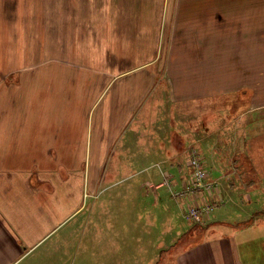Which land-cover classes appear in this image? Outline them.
Instances as JSON below:
<instances>
[{"label": "crops", "instance_id": "crops-1", "mask_svg": "<svg viewBox=\"0 0 264 264\" xmlns=\"http://www.w3.org/2000/svg\"><path fill=\"white\" fill-rule=\"evenodd\" d=\"M98 1L86 0V11H83L79 8L80 0H0V264H71L69 256L80 243L86 249L85 254L93 253L97 240L89 226L92 206L88 204L93 194L89 193V187L93 189L92 178L89 181V170L86 176L83 171L80 175L79 170L73 169L75 162L66 161L89 157L96 150L90 148V142L106 143V150L108 139L117 132L118 137L134 142L125 151L126 155L153 159L158 167L161 165L158 174L151 175L158 179L163 177L165 166L181 169L178 160L175 161L179 152L168 148L169 142L175 140L174 135L170 136L175 101L236 92L245 85L250 93L252 90L250 107L246 110L264 108V54L256 55L253 51L255 45H264V0H165L160 6L166 20L164 29L184 31L182 37L174 40L182 41L186 47L192 45V40L198 42L196 37L192 38L195 35L191 36L195 30L205 53L194 57L200 62L215 63V67L202 64L198 69L176 70L174 62H185L190 56L178 52V57L171 53L158 57L166 61L165 69L155 65L150 70L145 63L152 64L159 56L153 51L150 56L139 59L141 65L120 68L115 73L110 68L103 71L107 77L104 86L95 85L88 109L79 110L74 105L79 101V85L75 80L79 73L75 77L73 72L56 76L58 71L50 75L45 71V75L40 68L50 59L48 48L62 43L63 27L57 24L55 15L96 12ZM102 2L105 6L111 3L106 8L105 19L116 30H121L123 21H128L129 17L123 19L124 14L140 13L137 7L125 10L122 0ZM97 20L99 23L101 18ZM129 20L135 22L137 18ZM69 28L73 25L64 27ZM74 42L78 44V40ZM72 44L70 41L69 45ZM237 45L247 47L245 59L243 54L237 55L236 48L230 54H235L238 62L247 63L245 71L223 70L224 48L213 52L205 49ZM31 61L36 64L32 65ZM101 101L102 107L94 118ZM85 114L89 116L84 122ZM91 123L93 129L89 130ZM197 139L202 145V151L199 150L202 163L205 166L207 159L213 165V173L218 174L215 178L218 189L206 198L211 206H216L217 212L219 204L227 199L232 204L235 201L229 191L240 198L244 195L236 191L242 189L250 191V198L262 195L264 130L253 145L246 138L240 149H235L233 143L228 150L220 147L221 139L217 138L205 141L197 136ZM230 141L234 142V137ZM218 152H223L219 161L214 159ZM64 164L74 172L66 171L63 175ZM142 164L124 175L150 176ZM246 172H253L257 180L252 182L240 176ZM132 177L135 176L129 178ZM181 179L174 178L170 187L137 185L135 178L133 186H126L135 192L136 198L129 204L131 209L122 205L118 209L123 220H119V231L114 227L113 237L109 209L103 219L101 241L107 247L102 257L104 264H264V218L261 217L239 228V233L196 238L177 251L173 249L176 239L184 232L174 223L176 209L180 211V202L184 200L181 196H185L183 189L178 190ZM253 183L257 186H252ZM112 186L115 185L103 188ZM200 195L201 192L196 195L198 201L206 196ZM169 210L174 214H171L172 221ZM181 215L188 217L186 209H181ZM246 215L257 216L248 211ZM161 216L165 219L159 221ZM218 216L216 226L220 227L230 226L229 220L234 219ZM90 223L95 226L93 220ZM248 229L250 235L238 240L240 233ZM52 236L54 242L59 240L58 246H52V241L47 240ZM116 238L117 248L112 249Z\"/></svg>", "mask_w": 264, "mask_h": 264}, {"label": "rangeland", "instance_id": "rangeland-1", "mask_svg": "<svg viewBox=\"0 0 264 264\" xmlns=\"http://www.w3.org/2000/svg\"><path fill=\"white\" fill-rule=\"evenodd\" d=\"M109 1V0H108ZM165 0H122V6L125 10L130 11L129 9L139 8L140 13L136 14H124L123 19L128 21H123V28L121 30L113 29L109 27L105 19L106 8L111 6L109 2L108 5L101 3V0L96 2L95 5L97 8L94 9L96 12H83L77 14H59L55 15L57 17V24L63 27L62 30V43H59L57 46H52L48 48L47 57L50 58L45 63L42 64L40 71L45 75V71H48V75L53 74L55 71H58L56 76L60 73L73 72L74 75H78L79 78H76V82L79 85V101H75L74 105L80 109L87 110L89 107V96L93 93L94 87L104 86L106 78L104 77L105 70L109 71V68L112 72L119 70L120 68H128V66L141 65L140 60L146 56H150V52L154 51V55H159L156 57V61L152 64L145 63L149 65L148 69L153 70L155 65H159L160 69H165L166 61L164 58L168 53H171L178 57V52L183 54H190L188 60L185 62L175 61L174 67L176 70L183 69H198L202 68L203 65H209L212 69L215 67V63L211 62H200L194 56H198L202 52V45L199 43V38L196 35V31H191L192 38H197L198 42L192 40V45L186 47L182 45L181 42L174 40V37H182L184 31L178 30H169L168 32L164 29L165 21L164 11H161L160 6L164 5ZM82 6L80 5V10L86 11V0H80ZM84 4V5H83ZM61 5V4H60ZM82 12V11H80ZM100 17L101 20L98 23L97 18ZM137 18V21L133 22L129 20L131 18ZM158 17V21L157 20ZM54 18V19H55ZM65 25H73L72 29L65 30ZM107 25V26H105ZM76 26L77 28H75ZM167 37V38H165ZM75 40H78V44H75ZM70 41H73V44L70 46ZM162 42V43H160ZM176 42L177 45L174 43ZM181 44V45H178ZM224 48L223 51V70H233V69H247V63H242L243 61L238 62L235 54H230L231 50L237 49V55L242 57V54L245 59L246 55V46L237 45L235 47H205L211 52L216 49ZM253 51L256 55L264 54V45H255ZM234 53V52H233ZM110 57V58H109ZM228 57V58H227ZM107 58V61H106ZM128 58L132 61H125L123 59ZM29 63V62H28ZM32 65L36 64V61H31ZM103 73V77H101ZM75 77V76H74ZM73 77V78H74ZM92 82V84H91ZM93 87V88H92ZM75 88V87H74ZM252 93V90H251ZM245 85L239 87L236 92H221L217 94L204 95L202 97H194L189 100H182L181 102L175 101V106H173V112L171 115V131L170 136L174 135V142H169V150L179 152V155L176 156L175 161L178 160L180 164V171L177 170L176 166H165V175L168 176V184L163 185H173V179L182 177L181 185H179L178 190H182L185 196H181L184 200L180 202V211L176 209L175 215L169 212V220L172 221L171 214L174 215V223L176 227L181 226L183 235L176 239V244L173 246V249H181L188 242L194 241L196 238H205L209 236H214L218 233H239L238 229L243 228L244 226L254 223L259 218H264V191L262 195L251 200L250 191L242 189L236 191L238 194L246 195L249 199L244 196H236L229 191L231 199L235 198V203H230L229 200L224 201L219 204L218 213L216 211V206L212 205L210 212H212L206 222L197 223L194 222L189 217H183L181 215V209H187L191 204H194L193 195L194 191H185V187L188 184L189 180L192 178V167L189 163V147L190 145L197 148L198 154L202 157V145L199 144L198 138L203 140L212 141L214 138L221 139L219 146L228 149H231V143L234 144L235 149H240L244 146V140L249 138L254 144V139H257L261 135V131L264 130V108L254 109L252 112L247 111L246 109L250 107L251 94ZM104 94V93H103ZM261 96V95H258ZM159 101V100H158ZM157 101V102H158ZM71 103V102H70ZM102 107V101L100 105L94 112L99 110ZM72 113L70 112V116ZM89 116V115H88ZM87 114L84 115L85 119L88 118ZM91 116V114H90ZM67 118V117H65ZM93 118V117H92ZM89 130L93 129V123L88 126ZM117 131V125L115 126ZM172 130H174L172 132ZM148 133L151 135L152 127H148ZM146 136L147 134L144 133ZM247 135V136H246ZM231 137H234V142L230 141ZM107 148L104 149L106 143H95L90 142V148L95 149V152L90 153L89 157L83 159H67V163L70 161L75 162L73 165L74 170H79L81 175L82 171L87 173L89 170V181L92 178L93 189L89 187V193L93 194L88 198V204L91 207L89 210V226L96 235V240L92 248V252L87 251L82 248L81 243L73 249L70 257L71 264H104L103 254L107 252V247L104 245L102 239L103 231V219L104 216H108L106 209L110 210L112 229L111 234L113 237L114 227L119 231V220H123L122 213H119V208L122 206H128V210L131 209V202L136 198V194L133 190L128 189L127 185H134L135 178L138 179L137 185H148L152 180L153 182H161L163 177L151 176L158 174V169L161 165L155 164L156 161L149 158H140L135 156H129L125 154L126 150L131 148V145L134 144L133 141H127L124 137L120 138L117 135L112 136L107 141ZM99 147V148H97ZM200 150V151H199ZM101 152V153H100ZM223 152H218L214 159L219 161V156ZM202 160V158H201ZM205 168L211 173L210 177L215 179L218 177L217 173H213V165H210L209 161L207 162ZM260 160V159H258ZM204 162V161H203ZM144 166V171H148L150 176L147 177L145 173H132V175H124L129 171L136 169L138 164ZM65 165V164H64ZM71 166H64L62 168L63 175L66 171H71ZM146 167V168H145ZM70 173V174H71ZM62 176V175H61ZM163 176V175H162ZM237 176V174L235 175ZM241 177H244L252 182L257 180L256 175L253 172H246L240 174ZM147 177V178H146ZM129 178V179H128ZM71 180L72 178L69 177ZM160 180V181H159ZM239 180V178H236ZM157 182V183H158ZM218 182V181H217ZM244 182V181H243ZM86 185V178H85ZM91 185V184H90ZM91 185V186H92ZM105 185H115L114 187H105ZM220 185V184H219ZM252 186H257L254 183ZM264 186V185H262ZM164 189H167V186H164ZM167 191V190H166ZM179 192V191H177ZM250 194V195H249ZM239 197V198H236ZM130 199V200H129ZM128 203L126 204V201ZM225 211L224 214L221 211ZM250 212L254 215V218L248 217L246 212ZM216 213L218 215H223L226 218H234L229 220L230 226H216L219 224L215 218ZM211 218V220H210ZM162 216L158 219L159 221L163 220ZM213 219V220H212ZM220 219V218H219ZM94 221L95 226L92 227L90 221ZM252 221V222H251ZM251 222L249 224H245ZM182 223V224H181ZM189 228L192 230V233L188 234ZM108 232V229H107ZM251 230H243L238 236V240L244 235H250ZM47 240L52 241L53 245H59V240L53 241V236ZM116 242L112 244V249H116ZM102 250V252H100ZM115 257V256H113ZM102 259V260H101ZM143 259V263H145ZM115 264V263H109ZM154 264V263H153Z\"/></svg>", "mask_w": 264, "mask_h": 264}, {"label": "built area", "instance_id": "built-area-1", "mask_svg": "<svg viewBox=\"0 0 264 264\" xmlns=\"http://www.w3.org/2000/svg\"><path fill=\"white\" fill-rule=\"evenodd\" d=\"M189 163L192 167V178L189 180L188 184L185 187V191H194L193 201L194 204H191L189 208L186 209V214L194 222L203 223V221L208 216L211 204L207 201V197L214 191H217V182L213 179H209V172L203 166L201 157L199 156L196 149L189 150ZM168 177L163 174V180L158 184H148V185H162L167 184ZM201 192L202 200L198 201L196 195ZM204 192V193H203ZM183 193V192H182Z\"/></svg>", "mask_w": 264, "mask_h": 264}]
</instances>
